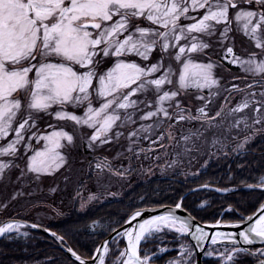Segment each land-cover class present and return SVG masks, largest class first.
<instances>
[{
	"label": "snow or ice",
	"instance_id": "1",
	"mask_svg": "<svg viewBox=\"0 0 264 264\" xmlns=\"http://www.w3.org/2000/svg\"><path fill=\"white\" fill-rule=\"evenodd\" d=\"M218 53L239 68L243 75L232 79L240 83L225 87L220 82L214 71L219 62L212 59ZM43 116L70 122L72 130L48 122L42 129ZM261 133L264 0H0V180L13 169L19 170L17 180L33 174L37 181L60 169L71 171L68 150L79 139L92 154L81 159L82 172L98 189L85 200L80 185L76 196L83 210L99 198L101 188L117 195L107 192L106 178L127 180L133 173H151L152 167L191 166L204 156L227 155L226 148L243 152ZM246 187L264 190V175ZM24 194L17 190L12 198ZM182 201L157 204L165 210L147 218L142 213L155 208H137L124 223L141 219L121 231L105 225L115 237L84 255L68 247V264H157L167 251L161 246L165 230L174 231L177 239L188 234L198 246L211 235L204 254L214 256V264H243L245 255L264 264V248L237 246L239 241L251 244L254 237L264 241V201L249 216L215 221L233 227L248 221L236 242L233 233L193 230L196 209L188 210ZM181 209L189 215L178 216ZM23 223L2 222L0 234L19 232ZM111 223L122 227L119 221ZM91 226L97 227V221ZM51 235L64 240L56 232ZM121 240L126 241L122 248ZM219 240L230 242L223 251L212 247ZM192 257V246L180 243L176 256L164 264H194Z\"/></svg>",
	"mask_w": 264,
	"mask_h": 264
},
{
	"label": "trees",
	"instance_id": "2",
	"mask_svg": "<svg viewBox=\"0 0 264 264\" xmlns=\"http://www.w3.org/2000/svg\"><path fill=\"white\" fill-rule=\"evenodd\" d=\"M231 155V154H230ZM224 156L213 161L206 169L200 171L193 178L173 176L170 178L153 179L148 189L138 188L127 191L121 198L104 203L92 204L83 210L74 207L58 206L62 215L56 214V220L51 223V229L64 236L79 254L92 252L96 245L104 238L108 231L93 234L88 231V224L93 220H102L117 226L112 221L122 223L125 216L132 210L142 206L157 204L174 205L187 190L209 182L218 186L256 184L258 178L264 174V133L256 136L247 147V151L239 156ZM243 182V183H242ZM141 198V200H139ZM208 198L204 208H197L200 200ZM264 200V191L240 190L229 195H218L214 192L202 191L187 195L182 203L201 222L214 221L220 211L227 205L243 214L250 213ZM224 220H234L233 212L223 216ZM32 237L0 240V264H68V257L53 243L41 234L28 231ZM214 259H206L203 264H214ZM244 258L243 264H249Z\"/></svg>",
	"mask_w": 264,
	"mask_h": 264
},
{
	"label": "rangeland",
	"instance_id": "3",
	"mask_svg": "<svg viewBox=\"0 0 264 264\" xmlns=\"http://www.w3.org/2000/svg\"><path fill=\"white\" fill-rule=\"evenodd\" d=\"M238 45H239V41H238ZM237 49L239 51H241V48L239 46L237 47ZM220 55H221L220 57H222V54H220ZM222 60H224V59H222ZM224 61L227 64H229L226 60H224ZM229 66L233 68V69L230 68L231 72H226L225 70H223L221 68V66H219L217 69L214 70L216 75L221 77V83L225 87H227L228 84H230V83H237V82L240 83V81L235 80L234 82L229 81L228 83H224V80L232 78L233 75H235V74L236 75H243L242 73H237L238 67L231 65V64H229ZM234 68H235V70H234ZM245 83H247V80L245 81ZM241 85H243V84H241ZM205 95H207V90H205ZM223 95L224 94H222L218 99L215 100V103L213 105L214 108L219 107V104H220V101L222 100ZM236 98H238V97H236ZM142 108H143V106H142ZM144 110H146V109H144ZM81 111H79V112H81ZM79 112H77V113L79 114ZM140 114L141 113H138L137 115H140ZM57 124H59L57 127H64L66 130H69V131L72 130V125L70 122L58 121ZM241 135H243V133ZM80 144H81V142H80ZM226 149H230V148H226ZM81 151L86 155H88L90 153L86 148H81ZM225 151H228V150H225ZM68 152H69V150H68ZM112 155H114V152H109V156H112ZM81 159L82 158H80V160ZM89 159H91V158H89ZM210 159L211 158H209L208 156H204L199 161H196V160L191 161V166H189L187 163H183L179 167H176V168H172V169L165 168L164 171H161L159 169V167H152L151 173L143 172V171H140L139 173H133L127 180H123L117 176H112L111 178L105 179V183L108 185L107 192L117 193L116 196H119L124 189L129 188L132 184H135V182L136 183L137 182H143V183L147 182V180L149 178H151L152 176L161 177V176L179 175L183 178H192L193 176H195L197 174L198 170L205 167V166L201 167V165L204 163V160L209 161ZM74 161H75V158L73 159V162ZM157 163L158 164L163 163V161L161 160V161H158ZM69 164L71 165L72 162H69ZM144 164H145V167L149 166V162H147V161H145ZM75 169H76V172L74 174L78 176L80 173V170H82V166L79 165ZM193 174H195V175H193ZM18 176H19V170L13 169L7 178L0 181V191L3 194L6 193L8 195V197L10 198V201H11V202L8 201V203L14 204L12 207L16 206L18 209L22 208L23 205L26 204L28 201L30 202L31 200H35L34 202L27 204L23 208L24 214L28 215V216H26L28 221L30 220V221H32V223H39L40 224V223H42L41 222L42 220H46V217L44 215H42V213H43V211H47L49 209L50 205L48 203L51 202L50 197L55 196L58 192L57 190L55 192H50L49 189L50 188H56L55 186H52L55 181H56L57 186L60 189H63L65 187H70L71 181L70 180L65 181L64 177L65 176L70 177V178L72 177V168H71V171H68L65 169H60L50 176L47 174H44V175H42L41 179L38 181L33 178V174H28L27 176L20 178V180L24 181V182H21V185L18 182L19 180H17ZM28 178H29V180H27ZM14 180H17L16 185H14V182L12 183V181H14ZM93 182H94V180H93ZM41 184L44 186H49L48 187V193L44 192ZM24 186H25V188H23ZM50 186H52V187H50ZM17 190H20V191L24 192L25 194L23 196H17L14 199V200H16L14 202V201H12L13 200L12 196H13V193L16 192ZM97 191H98L97 185H96V183L95 184L93 183L92 190L90 188L88 189V187H86V190L81 191L80 196H82L85 200H87L89 192L96 193ZM29 193H31V194L29 195ZM40 195H41V197H40ZM80 196L75 195L74 197L78 199ZM116 196L106 195L105 189H103V188L99 189V198H101V199L106 200V199L113 198ZM0 197H1V194H0ZM55 199H58V198L55 197ZM33 203H37L36 207H37V209H40V210H37V212H35V205ZM80 204H81V199L79 201V205ZM12 207H10V208H12ZM11 213H12V211L7 207H4V208L1 207L0 208V215L8 216ZM98 229H100V228H96V227L93 228L91 226L90 231L97 232ZM12 231L17 232L15 229Z\"/></svg>",
	"mask_w": 264,
	"mask_h": 264
},
{
	"label": "water",
	"instance_id": "4",
	"mask_svg": "<svg viewBox=\"0 0 264 264\" xmlns=\"http://www.w3.org/2000/svg\"><path fill=\"white\" fill-rule=\"evenodd\" d=\"M165 207H168V206H165ZM155 208V212H150V211H145L142 213V217L143 218H147L148 216L150 215H153V214H159L161 212H163L165 210L164 207H154ZM146 209H153V208H146ZM176 214L178 216H181L182 218L183 217H187L189 214L187 212H185L183 209L181 210H176ZM258 215V214H257ZM256 217H253V220L255 219ZM141 218L138 217L136 218L135 221H132L130 223H124V225L120 228L117 229V231H121L122 228H127L129 226H132L136 223H138V221L140 220ZM192 223V226H193V230H195L196 227H200V228H203L204 231L208 232L209 234H211L212 232H222V233H233L234 234V237H233V242H236V241H239V236H238V233L239 231L245 229L248 227V221H245L244 223L242 224H238L236 225L235 227L231 226L230 224H221V225H216V224H201L199 223L198 221L194 220L191 222ZM29 224V223H28ZM30 226L32 224H29ZM36 230H39L40 232H43V233H46V234H49L48 231H45L43 228L41 227H36L34 228ZM115 232H112L111 235H109L107 237L106 240H109L111 241L113 237H115ZM191 241V243L193 244V248H194V253H195V264H201V260H202V257H203V254H204V249H205V246L207 245V243H209L211 241V235H209L203 242H202V245L203 246H198L196 244V241L193 240L191 238L190 235L188 234H185ZM105 241V240H104ZM103 241V242H104ZM102 242V243H103ZM101 243V244H102ZM229 241L228 240H219L217 241V244H221V245H229ZM126 244V241H124V246ZM239 247H244V248H248V247H263L264 248V241H261L259 240L258 238H253L252 239V243L251 244H245L244 242L242 241H239L238 245ZM60 248H62L68 256L71 257V254L67 252V249L62 247L61 245H59ZM74 259V258H72Z\"/></svg>",
	"mask_w": 264,
	"mask_h": 264
},
{
	"label": "flooded vegetation",
	"instance_id": "5",
	"mask_svg": "<svg viewBox=\"0 0 264 264\" xmlns=\"http://www.w3.org/2000/svg\"><path fill=\"white\" fill-rule=\"evenodd\" d=\"M78 154V149H77V146L74 148V150L72 151L71 153V157L74 159Z\"/></svg>",
	"mask_w": 264,
	"mask_h": 264
}]
</instances>
